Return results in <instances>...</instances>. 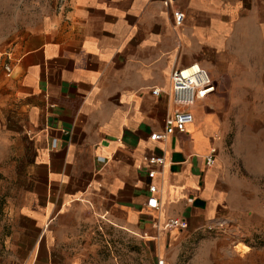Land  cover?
<instances>
[{
    "label": "crops",
    "instance_id": "1",
    "mask_svg": "<svg viewBox=\"0 0 264 264\" xmlns=\"http://www.w3.org/2000/svg\"><path fill=\"white\" fill-rule=\"evenodd\" d=\"M49 2L0 0V141L19 149L26 183L10 264H82L105 221L151 242L155 264H264V247L205 235L241 227L247 210L222 148L245 116H264V0H52L40 15ZM196 62L215 92L181 104L170 75ZM184 109L194 115L185 132L151 139ZM171 217L188 228L163 230Z\"/></svg>",
    "mask_w": 264,
    "mask_h": 264
},
{
    "label": "rangeland",
    "instance_id": "2",
    "mask_svg": "<svg viewBox=\"0 0 264 264\" xmlns=\"http://www.w3.org/2000/svg\"><path fill=\"white\" fill-rule=\"evenodd\" d=\"M52 6V0L40 3L39 14ZM22 22L25 25L30 21ZM258 111L264 114V107ZM18 152L0 141V264H10L8 238L23 231V220L16 208L25 200L26 183L19 178L25 164L18 163ZM222 156L227 170L237 177L238 201L242 204L244 198L247 210L239 215L241 227L229 223L220 230L206 228L205 235L231 237L240 251L247 250L245 246L264 247V116L261 120L256 116L254 122L245 116L226 136ZM91 234L95 248L82 264H155L153 244L130 229L105 221L95 224ZM225 263L230 264V260Z\"/></svg>",
    "mask_w": 264,
    "mask_h": 264
},
{
    "label": "built area",
    "instance_id": "3",
    "mask_svg": "<svg viewBox=\"0 0 264 264\" xmlns=\"http://www.w3.org/2000/svg\"><path fill=\"white\" fill-rule=\"evenodd\" d=\"M61 4H64L68 0H61ZM164 5L170 6L173 0H163ZM176 24L180 25L184 18V13L181 10L174 11ZM171 92L175 99L185 105L193 103L197 99H205L209 95L215 92L216 85L209 73L199 64L191 63L187 66L175 68L171 75ZM154 95H159L161 89L155 87L152 90ZM194 121V115L189 110H178L169 115L166 119V127L161 132H153L151 134L152 140H167L175 132H185L187 124ZM218 147L212 146L210 152L206 155V164L213 166L216 163V156L218 154ZM146 161L150 164L164 165L166 158L164 156H147ZM156 171L151 170L149 177H154ZM158 188L156 185H149V197L147 199V206L151 209L158 210L160 208V200L156 195ZM174 228L187 229L188 223L185 219L180 217H171L163 224V230H171ZM213 228V227H209ZM158 264H165L164 259H160Z\"/></svg>",
    "mask_w": 264,
    "mask_h": 264
},
{
    "label": "bare ground",
    "instance_id": "4",
    "mask_svg": "<svg viewBox=\"0 0 264 264\" xmlns=\"http://www.w3.org/2000/svg\"><path fill=\"white\" fill-rule=\"evenodd\" d=\"M245 247H247V246H245Z\"/></svg>",
    "mask_w": 264,
    "mask_h": 264
}]
</instances>
